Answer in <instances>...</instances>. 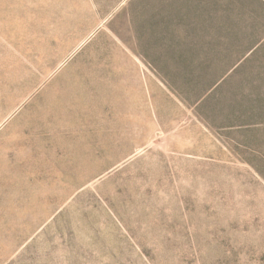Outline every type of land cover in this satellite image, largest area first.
Masks as SVG:
<instances>
[{
    "label": "rangeland",
    "instance_id": "374dc122",
    "mask_svg": "<svg viewBox=\"0 0 264 264\" xmlns=\"http://www.w3.org/2000/svg\"><path fill=\"white\" fill-rule=\"evenodd\" d=\"M0 264H264V0H0Z\"/></svg>",
    "mask_w": 264,
    "mask_h": 264
}]
</instances>
